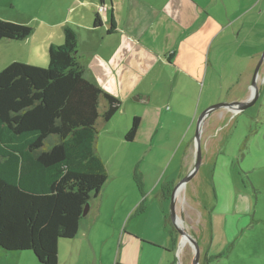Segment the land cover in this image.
<instances>
[{
  "label": "crops",
  "instance_id": "1",
  "mask_svg": "<svg viewBox=\"0 0 264 264\" xmlns=\"http://www.w3.org/2000/svg\"><path fill=\"white\" fill-rule=\"evenodd\" d=\"M101 4L106 6L102 11L98 10ZM96 14L100 19L97 25ZM0 17L29 23L32 27L23 39L0 40V69L12 61L46 65L49 44L63 42L65 24L74 28L76 57L82 65L83 76L121 101L115 112L123 122L117 130L119 138L125 137L131 117L139 116L140 122L131 140L139 139L150 145L159 132L157 123L161 121L163 105L169 104L168 119L172 121L187 107L186 125L178 132L184 136L189 134L188 164L195 160L191 158L195 155L192 125L205 86L209 90L225 89L228 101L246 98L253 67L264 46V0H0ZM105 103L101 97L102 110ZM164 111L167 112L166 108ZM111 118L104 121L99 117L97 125L108 123ZM216 119L217 115L206 116L199 133L205 144V155L209 157L219 152L212 132ZM165 129L163 133L170 131L168 126ZM95 149L103 157L96 144ZM167 197L170 198L168 194ZM92 209L90 203L86 214ZM189 217L184 213L181 223L175 225L196 240L198 264H210L221 254V251L212 253V237H207L212 230L206 229L200 241L191 224L186 222L192 219ZM83 219L85 216L82 222ZM81 220L71 238H79V242L66 245L62 259L58 248L57 264H78L84 252H93L87 246L91 230H79L83 225ZM208 224L212 227L210 217L207 227ZM181 238L179 230L170 234L171 246L165 244L169 249L161 248L159 264H175L178 239V252L185 253L186 264H191L193 243L188 240L182 244ZM139 251L142 253V246ZM29 254L26 250L0 247V264H37Z\"/></svg>",
  "mask_w": 264,
  "mask_h": 264
},
{
  "label": "rangeland",
  "instance_id": "2",
  "mask_svg": "<svg viewBox=\"0 0 264 264\" xmlns=\"http://www.w3.org/2000/svg\"><path fill=\"white\" fill-rule=\"evenodd\" d=\"M263 50L264 46L260 55ZM242 64L240 60L239 66ZM256 83L257 95L241 110L218 107L208 114L217 115L212 132L219 152L205 155L201 140V162L196 173L179 188L176 206L174 203L180 215L192 216L186 222L200 241L206 229L212 230L207 234L212 237V253L221 254L210 264H264V60ZM201 94L193 133L202 110L228 101L225 89L209 90L205 86ZM99 109L102 111L101 106ZM168 109L167 103L161 108L159 132L150 145L139 139L126 140L123 135L117 137L123 123L117 118L118 112L108 123L97 125L94 143L105 159L108 175L99 192L101 198L97 195L91 199L93 209L81 220L79 230H91L87 246L93 252H84L78 264H159L161 248L169 249L165 244L169 245L170 234H176L179 228L170 217L167 193L186 175L193 160L188 164L189 134L178 132L186 125L187 107L181 116L173 118L175 122L168 119ZM166 126L170 131L163 133ZM209 217L212 227H207ZM178 240L175 264H186L185 253L178 252ZM72 242L78 243L79 238L61 239L60 259L63 248ZM26 252L40 264L31 250Z\"/></svg>",
  "mask_w": 264,
  "mask_h": 264
},
{
  "label": "trees",
  "instance_id": "3",
  "mask_svg": "<svg viewBox=\"0 0 264 264\" xmlns=\"http://www.w3.org/2000/svg\"><path fill=\"white\" fill-rule=\"evenodd\" d=\"M31 30L0 17V40ZM63 34L62 43L49 44L46 66L12 61L0 69V247L31 250L41 264H57L59 239L76 234L84 207L106 181L94 143L97 120L110 119L121 105L83 76L74 28L65 24ZM138 117H131L126 140Z\"/></svg>",
  "mask_w": 264,
  "mask_h": 264
},
{
  "label": "water",
  "instance_id": "4",
  "mask_svg": "<svg viewBox=\"0 0 264 264\" xmlns=\"http://www.w3.org/2000/svg\"><path fill=\"white\" fill-rule=\"evenodd\" d=\"M264 60V50L261 53L257 64L254 67V70L252 72V78L250 82V93L249 95L242 99V100H235V101H222L219 103L212 104V106L206 107L202 112L199 114L197 121H196V127H195V137H194V144H195V155H194V162L192 167L189 169V171L186 173L184 177H182L172 188L170 199H171V205H170V217L173 220V222L176 224L177 222H181L182 215H178L177 212L174 209V197L177 194V190L185 184L187 180H189L194 173H196V170L200 164L201 160V153H200V145H201V139H200V132L202 128V122L204 121L205 117L215 108L218 107H225L232 111H238L244 108L246 105L250 104L251 101L253 102L255 95H257V79H258V71L261 63ZM89 209V204H87L84 207L83 214H86ZM179 232L182 235H186L190 243H193V256L191 260V264H198V247L196 240L182 227H178ZM182 239V238H181ZM180 239V240H181ZM182 241V240H181Z\"/></svg>",
  "mask_w": 264,
  "mask_h": 264
},
{
  "label": "bare ground",
  "instance_id": "5",
  "mask_svg": "<svg viewBox=\"0 0 264 264\" xmlns=\"http://www.w3.org/2000/svg\"><path fill=\"white\" fill-rule=\"evenodd\" d=\"M179 191V189L177 190V192ZM179 223H181L180 221H179ZM182 244H184L186 241H188V238H187V236L186 235H183V237H182Z\"/></svg>",
  "mask_w": 264,
  "mask_h": 264
},
{
  "label": "built area",
  "instance_id": "6",
  "mask_svg": "<svg viewBox=\"0 0 264 264\" xmlns=\"http://www.w3.org/2000/svg\"><path fill=\"white\" fill-rule=\"evenodd\" d=\"M105 7H106V6H105L104 4H102V5L99 6V9H98V10H101V11H102V10L105 9Z\"/></svg>",
  "mask_w": 264,
  "mask_h": 264
},
{
  "label": "flooded vegetation",
  "instance_id": "7",
  "mask_svg": "<svg viewBox=\"0 0 264 264\" xmlns=\"http://www.w3.org/2000/svg\"><path fill=\"white\" fill-rule=\"evenodd\" d=\"M170 193H171V189H169V190H168V193H167V194H168V196H170Z\"/></svg>",
  "mask_w": 264,
  "mask_h": 264
}]
</instances>
